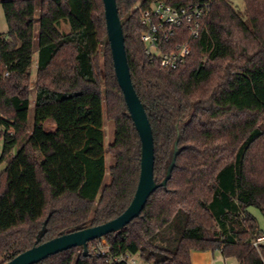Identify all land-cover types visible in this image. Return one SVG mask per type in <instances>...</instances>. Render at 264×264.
I'll use <instances>...</instances> for the list:
<instances>
[{
  "label": "trees",
  "instance_id": "16d2710c",
  "mask_svg": "<svg viewBox=\"0 0 264 264\" xmlns=\"http://www.w3.org/2000/svg\"><path fill=\"white\" fill-rule=\"evenodd\" d=\"M154 1L206 3L200 34L176 69L145 53L142 11ZM116 0L133 86L152 128L153 174L171 177L124 228L34 264H191L218 250L236 264H264V0ZM0 264L62 233L97 225L130 203L140 139L117 83L102 0H0ZM69 24V31L62 30ZM180 28L174 43L184 40ZM36 39L35 100L29 93ZM169 45L162 50L170 49ZM7 72V74H5ZM104 117L113 137L104 146ZM51 121L54 129L44 123ZM105 151L110 155L105 177ZM105 243L102 245L101 242Z\"/></svg>",
  "mask_w": 264,
  "mask_h": 264
},
{
  "label": "water",
  "instance_id": "95a60500",
  "mask_svg": "<svg viewBox=\"0 0 264 264\" xmlns=\"http://www.w3.org/2000/svg\"><path fill=\"white\" fill-rule=\"evenodd\" d=\"M102 1L104 4L106 36L110 47L115 77L122 91L128 114L140 139V172L134 195L128 206L116 217L101 224L85 226L62 233L43 242H39L43 234L41 232V235L37 237L36 242L31 247L20 252L4 264H34L49 255L75 246H81L83 254H88V242L90 240L124 228L134 217L139 215L149 195L157 187L165 186L171 177L179 151L177 139L174 142L165 175L161 181L157 182L153 174L154 145L152 128L144 104L132 83L116 0Z\"/></svg>",
  "mask_w": 264,
  "mask_h": 264
},
{
  "label": "built area",
  "instance_id": "2783aa9c",
  "mask_svg": "<svg viewBox=\"0 0 264 264\" xmlns=\"http://www.w3.org/2000/svg\"><path fill=\"white\" fill-rule=\"evenodd\" d=\"M206 7V3L198 2L179 7L171 6L163 1L152 2L141 15L144 28L140 32V38L144 43L145 53L151 58H157L162 68L176 69L182 65L190 54L191 39L200 34V19ZM180 28L185 29L184 40L174 43L172 40ZM166 45L171 48L162 50V47ZM263 242L264 236L261 235L255 239L253 245L257 247ZM104 243V241L101 242L102 245ZM138 259L137 255L128 253L117 257V260H124L127 264H139Z\"/></svg>",
  "mask_w": 264,
  "mask_h": 264
},
{
  "label": "rangeland",
  "instance_id": "374dc122",
  "mask_svg": "<svg viewBox=\"0 0 264 264\" xmlns=\"http://www.w3.org/2000/svg\"><path fill=\"white\" fill-rule=\"evenodd\" d=\"M230 1L240 10L244 9L243 0H230ZM6 29H7V25H6L3 10H2L1 4H0V34H4L6 32ZM61 29L64 31H69V29H70L69 24L68 23H62ZM36 45H37V43H36V39H35V42H34L35 53L33 55L32 64L30 66L31 87H30V93H29V102L30 103H29V110H28L29 127L32 126V122H33V110H34V100H35L34 81H35L36 60H37ZM44 127L47 130H52V129H54V123H52L51 121H47L44 123ZM103 130H104V146L106 148L112 140L114 126H113V123L108 121L105 117L103 120ZM6 163H7L6 160L1 162L0 172L2 171V169H4V167L6 166ZM109 164H110V155L107 151H105V177H104V182H107L109 179V176H108ZM247 210L249 211L250 214H252L256 218L258 226H259V228L262 231L263 236H264V213L261 212L255 206H249L247 208ZM137 258H139V257L137 256ZM230 259L231 258H228L229 261H227V263L231 261ZM138 262L140 264V262H141L140 258L138 259Z\"/></svg>",
  "mask_w": 264,
  "mask_h": 264
},
{
  "label": "crops",
  "instance_id": "0c3cea01",
  "mask_svg": "<svg viewBox=\"0 0 264 264\" xmlns=\"http://www.w3.org/2000/svg\"><path fill=\"white\" fill-rule=\"evenodd\" d=\"M230 260L227 263L228 258H224L218 250L193 251L191 253V264H236L233 259Z\"/></svg>",
  "mask_w": 264,
  "mask_h": 264
}]
</instances>
